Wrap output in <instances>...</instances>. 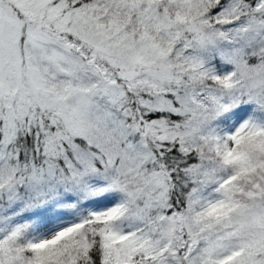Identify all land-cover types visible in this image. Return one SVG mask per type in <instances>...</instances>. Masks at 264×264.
<instances>
[{
    "label": "snow or ice",
    "instance_id": "obj_1",
    "mask_svg": "<svg viewBox=\"0 0 264 264\" xmlns=\"http://www.w3.org/2000/svg\"><path fill=\"white\" fill-rule=\"evenodd\" d=\"M0 264H264V0H0Z\"/></svg>",
    "mask_w": 264,
    "mask_h": 264
}]
</instances>
